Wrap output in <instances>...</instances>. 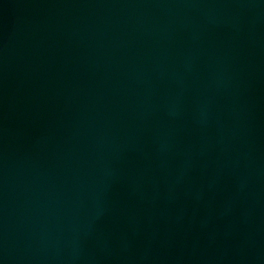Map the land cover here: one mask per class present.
<instances>
[{"label": "water", "instance_id": "1", "mask_svg": "<svg viewBox=\"0 0 264 264\" xmlns=\"http://www.w3.org/2000/svg\"><path fill=\"white\" fill-rule=\"evenodd\" d=\"M0 264H264V0H0Z\"/></svg>", "mask_w": 264, "mask_h": 264}]
</instances>
